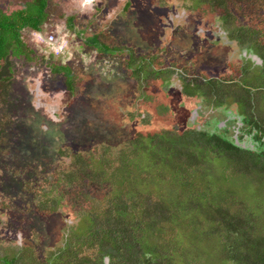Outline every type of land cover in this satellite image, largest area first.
Listing matches in <instances>:
<instances>
[{
    "label": "trees",
    "instance_id": "trees-1",
    "mask_svg": "<svg viewBox=\"0 0 264 264\" xmlns=\"http://www.w3.org/2000/svg\"><path fill=\"white\" fill-rule=\"evenodd\" d=\"M50 3L28 0L0 7V69L11 57L34 61L23 34L44 35ZM194 3L210 6L228 31L226 40L243 48L237 72L207 75L189 64L180 67L171 51L139 62L126 50L125 69L135 59L139 63L129 74L138 94L146 98L149 87L158 89L157 80L161 85L177 81L182 102L174 100L164 113L174 116L170 124L167 117L149 122L139 113L144 132L132 135L122 150L103 144L88 149L85 158L60 149L67 159L56 172L26 180L23 191L30 200L21 206L24 213L48 205L69 213L65 219L36 217L47 226L56 216L57 226L48 225L63 245L55 258L69 264H264V0ZM64 22L75 31V17ZM32 41L48 51L46 44ZM83 44L96 51L92 57L98 61L126 49L113 48L100 35ZM147 66L151 70L140 76ZM50 70L58 76L65 72L73 90L67 64H50ZM106 147L112 151L111 165L100 152ZM52 252L34 264H52ZM18 261L16 255L0 258V264Z\"/></svg>",
    "mask_w": 264,
    "mask_h": 264
},
{
    "label": "rangeland",
    "instance_id": "rangeland-1",
    "mask_svg": "<svg viewBox=\"0 0 264 264\" xmlns=\"http://www.w3.org/2000/svg\"><path fill=\"white\" fill-rule=\"evenodd\" d=\"M26 2L0 0V7ZM206 7L200 8L194 0H51L42 36L61 38V53L44 50V46L36 49L34 32H24L27 44L34 49V61L11 57L0 69V258L16 255L19 264H34L53 251L52 264H69L67 259L55 258L56 249L63 245L57 244L58 231L49 230L48 225L57 226L56 216L47 226L36 218L46 221L59 214L65 219L69 213L48 205L37 206L35 212L27 214L21 207L30 200L23 191L26 180L50 176L67 159L59 155L60 149L85 158L88 149L103 144L122 150L132 135L144 132L137 121L139 113L149 122L160 123L164 116L171 123L169 117L174 116L164 113L170 111L174 100L182 102L176 92L178 82L161 85L155 80L158 89L149 87L146 98L141 96L129 76L138 61L151 53L171 51L180 67L189 64L190 70H202L207 75L237 72L234 70L243 60L239 55L244 50L226 40V27L215 20L212 8ZM68 17H75V31L66 29ZM94 35H100L101 41L113 48L126 49L123 54L98 61L92 57L96 51L87 50L83 44ZM37 42L45 44L43 40ZM127 49L138 61L125 69ZM50 64H67L72 91L67 88L66 73L52 74ZM150 70L147 66L140 76ZM100 152L109 165L111 149Z\"/></svg>",
    "mask_w": 264,
    "mask_h": 264
},
{
    "label": "built area",
    "instance_id": "built-area-1",
    "mask_svg": "<svg viewBox=\"0 0 264 264\" xmlns=\"http://www.w3.org/2000/svg\"><path fill=\"white\" fill-rule=\"evenodd\" d=\"M36 37L38 40H43V42L50 47V50H55L58 53H61L62 51V46L61 44V38H56L55 36H48V37H43L40 34H36ZM58 39V40H56Z\"/></svg>",
    "mask_w": 264,
    "mask_h": 264
},
{
    "label": "crops",
    "instance_id": "crops-1",
    "mask_svg": "<svg viewBox=\"0 0 264 264\" xmlns=\"http://www.w3.org/2000/svg\"><path fill=\"white\" fill-rule=\"evenodd\" d=\"M36 38V39H35ZM33 39L36 41H38L37 37H36V34L33 33Z\"/></svg>",
    "mask_w": 264,
    "mask_h": 264
},
{
    "label": "clouds",
    "instance_id": "clouds-1",
    "mask_svg": "<svg viewBox=\"0 0 264 264\" xmlns=\"http://www.w3.org/2000/svg\"><path fill=\"white\" fill-rule=\"evenodd\" d=\"M40 35H42V34H40ZM46 37H48V36H46ZM48 46V45H47ZM49 47V46H48ZM49 49H50V47H49Z\"/></svg>",
    "mask_w": 264,
    "mask_h": 264
}]
</instances>
